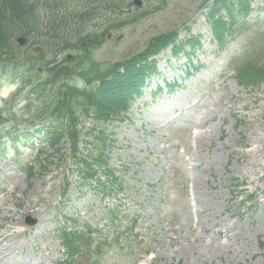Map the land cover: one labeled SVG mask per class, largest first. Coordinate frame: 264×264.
Listing matches in <instances>:
<instances>
[{"label":"rangeland","instance_id":"1","mask_svg":"<svg viewBox=\"0 0 264 264\" xmlns=\"http://www.w3.org/2000/svg\"><path fill=\"white\" fill-rule=\"evenodd\" d=\"M142 1L141 9L110 17L117 19L111 28L104 17L87 27L97 42L87 52L100 71L169 30L178 40L197 38L200 46L188 59L189 47L177 56L158 50L152 59L159 76L133 101L128 121L109 127L108 164L122 186L114 195L103 197L94 183H80L66 139L65 157L46 158L51 151L38 136L39 152L18 148V160L34 167L32 178L11 158L13 147L0 154V233L9 235L0 237V246L9 247L10 264H64L67 252L55 230L69 219L80 230L96 231L87 238L99 248L84 244L81 264H264V75L252 87L239 85L235 75L243 62L264 70V0H250L251 12L237 19L221 48L204 16L212 0ZM31 42L14 48L16 56L44 54ZM12 64L20 73L26 68L18 59ZM14 66L0 62V109L7 112L0 128L16 123L17 135L35 113L26 106L30 99L18 102L29 98L22 90L20 98L1 103L22 89L13 83ZM173 83L168 92L166 84ZM86 147L78 145L82 151L94 143ZM26 216L37 224L27 228Z\"/></svg>","mask_w":264,"mask_h":264},{"label":"trees","instance_id":"2","mask_svg":"<svg viewBox=\"0 0 264 264\" xmlns=\"http://www.w3.org/2000/svg\"><path fill=\"white\" fill-rule=\"evenodd\" d=\"M40 4L44 13L42 16ZM128 4L127 0H78V4H75V0H0V60L3 55H9L17 34L23 36L26 43L32 40L30 46L42 49L44 57L50 55V60L45 64V73L33 72L36 62H39L37 54L28 59L29 68H26V72L17 75L27 85L29 95L38 100L36 109L48 112L45 117L54 123V126H49L48 123L46 125L47 140L53 150L61 151L57 146L66 134L71 140L74 158L81 162L79 174L84 179L94 177L96 171L93 165H96L97 168H103L107 185H113L115 180H112L114 176L108 169L107 157L103 153L105 145H95L96 158L90 161L81 158L77 152L78 137L85 134L94 137L92 139L95 141V133L104 137L107 123L122 117L132 100L131 96L139 92L138 88L143 85L144 78L155 70L154 63L148 61L150 56L175 40L174 31L154 37L140 54L117 63L104 72L98 70L87 51L73 54V48L77 49L76 45L81 40L89 38L85 34L87 26L104 17L106 23H109L108 28L113 27L112 23L117 19L111 22L110 17L120 16ZM221 9L225 11L226 21L221 15L215 18ZM249 11V0H214L208 18L211 19L213 34L217 40H222L224 34L229 35L230 25L234 24L236 15L246 16ZM106 16H109L108 19ZM186 44L193 46L196 43L193 40ZM65 50L72 51L70 59L63 57L62 51ZM173 50L177 52L181 50V46L176 45ZM15 70L14 68L13 75L16 74ZM263 75L264 70L246 63L239 67L237 81L239 84L252 86ZM93 81H98L99 86L91 87ZM79 84L90 86L85 89ZM1 116L3 115L0 113ZM83 119H92L97 125H102V130L96 131L94 128L85 131L86 128L81 125ZM77 124L81 126L80 130L76 129ZM68 236L69 247L73 243L79 244L83 238L74 233Z\"/></svg>","mask_w":264,"mask_h":264},{"label":"bare ground","instance_id":"3","mask_svg":"<svg viewBox=\"0 0 264 264\" xmlns=\"http://www.w3.org/2000/svg\"><path fill=\"white\" fill-rule=\"evenodd\" d=\"M8 234H6V232L0 233V237L3 238L4 241H7L8 239ZM10 242V241H9ZM9 247L7 245H1L0 246V258L1 260L5 261L6 264H10L9 263Z\"/></svg>","mask_w":264,"mask_h":264},{"label":"clouds","instance_id":"4","mask_svg":"<svg viewBox=\"0 0 264 264\" xmlns=\"http://www.w3.org/2000/svg\"><path fill=\"white\" fill-rule=\"evenodd\" d=\"M14 90H15L14 88L6 89V90L3 92V96H4V97H7V96L10 94V92H12V91H14Z\"/></svg>","mask_w":264,"mask_h":264},{"label":"water","instance_id":"5","mask_svg":"<svg viewBox=\"0 0 264 264\" xmlns=\"http://www.w3.org/2000/svg\"><path fill=\"white\" fill-rule=\"evenodd\" d=\"M135 4L139 5V2L138 1H135ZM20 41V40H19Z\"/></svg>","mask_w":264,"mask_h":264}]
</instances>
